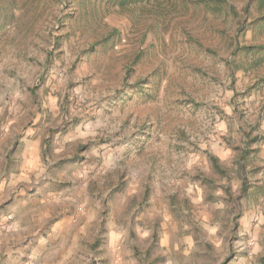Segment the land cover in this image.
I'll list each match as a JSON object with an SVG mask.
<instances>
[{
	"label": "rangeland",
	"instance_id": "1",
	"mask_svg": "<svg viewBox=\"0 0 264 264\" xmlns=\"http://www.w3.org/2000/svg\"><path fill=\"white\" fill-rule=\"evenodd\" d=\"M95 2L0 9V264H264V8Z\"/></svg>",
	"mask_w": 264,
	"mask_h": 264
},
{
	"label": "crops",
	"instance_id": "2",
	"mask_svg": "<svg viewBox=\"0 0 264 264\" xmlns=\"http://www.w3.org/2000/svg\"><path fill=\"white\" fill-rule=\"evenodd\" d=\"M42 138L43 134H22L15 148V152H19L20 155V166L13 172L11 171L9 185L26 184L33 179V175L40 177L46 169L47 166L43 164ZM37 178L34 180L35 183H37Z\"/></svg>",
	"mask_w": 264,
	"mask_h": 264
},
{
	"label": "trees",
	"instance_id": "3",
	"mask_svg": "<svg viewBox=\"0 0 264 264\" xmlns=\"http://www.w3.org/2000/svg\"><path fill=\"white\" fill-rule=\"evenodd\" d=\"M91 3H93V6H97L96 2H100L104 5H110V6H119L122 8H125L127 5L133 4V3H139L144 0H90ZM258 7L264 8V0H257ZM16 5L15 0H9L8 2L4 3L3 5L0 4V9L2 11H5V15L13 14L14 13V6ZM256 27V31L258 32L259 36L264 37V13L261 14L253 23ZM242 50L246 53H253L254 55H258L257 58L264 59V40H259L258 42H251L244 44V47H242ZM256 58V59H257ZM262 82H264V76H262L261 79ZM213 165L220 167L218 164V160L216 157H211Z\"/></svg>",
	"mask_w": 264,
	"mask_h": 264
}]
</instances>
